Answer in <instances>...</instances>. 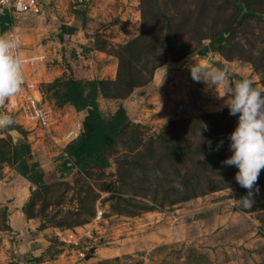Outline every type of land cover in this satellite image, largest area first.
<instances>
[{"label":"rangeland","instance_id":"rangeland-1","mask_svg":"<svg viewBox=\"0 0 264 264\" xmlns=\"http://www.w3.org/2000/svg\"><path fill=\"white\" fill-rule=\"evenodd\" d=\"M238 1L45 0L42 13L13 15L0 8V27L13 20L27 54H47L33 66L59 112L75 115L65 100L62 24L78 28L67 48H83L98 66L103 115L137 102L135 118L105 152L108 167L63 168L50 144L30 153V163L55 177L43 185L17 171L14 136L0 135V264H264V168L252 208L242 207L248 190L235 179L238 168L221 163L232 155L238 114L188 67L194 53L229 66L232 80L249 76L264 87V0H243L257 13L241 19ZM18 130L30 148L28 130ZM92 227L101 232L89 258L56 236Z\"/></svg>","mask_w":264,"mask_h":264},{"label":"clouds","instance_id":"clouds-1","mask_svg":"<svg viewBox=\"0 0 264 264\" xmlns=\"http://www.w3.org/2000/svg\"><path fill=\"white\" fill-rule=\"evenodd\" d=\"M21 43L19 36L0 34V105L20 93L25 84ZM188 60L192 79L203 81L206 90H212L222 99V107H227L230 115L238 114V124L229 134L232 155L221 163L238 168L235 179L248 190L238 199L239 204L252 208L254 195L260 191L257 180L264 168V87L249 76L232 80L229 66L217 67L206 60H197L194 53ZM14 123L11 115L0 113V129H7ZM223 142L216 145V150ZM208 145L211 148V140Z\"/></svg>","mask_w":264,"mask_h":264},{"label":"trees","instance_id":"trees-1","mask_svg":"<svg viewBox=\"0 0 264 264\" xmlns=\"http://www.w3.org/2000/svg\"><path fill=\"white\" fill-rule=\"evenodd\" d=\"M238 11L235 16L237 19L245 15L256 14L254 10L246 9L244 1H238ZM80 13V11H76ZM236 21H229L219 37L232 32L236 28ZM7 27L5 30H7ZM78 28L70 24H62L59 27L58 38L65 46L63 50V61L68 69L67 82L65 89L66 103L73 105L75 109L83 114V133L81 138L72 142L68 149L71 155L76 154L79 158L77 165L94 162L103 167L110 166L111 162L106 158L105 152L118 138L124 128L135 118L137 112V102L126 99L122 102L116 112L106 117L103 115L99 96L101 94L100 80L97 75L98 66L91 55L79 48L77 45L69 46L67 43ZM4 31V30H3ZM70 44V42H69ZM242 79V77L238 78ZM20 129L15 124L5 129ZM88 136L85 137V133ZM84 138V142L82 139ZM31 151L29 145L21 142L15 145L14 158L18 164L17 171L27 180L35 185H43L49 181L52 175L43 169L37 168L36 163H30ZM74 160V159H73ZM69 167V161L63 163V168Z\"/></svg>","mask_w":264,"mask_h":264},{"label":"built area","instance_id":"built-area-1","mask_svg":"<svg viewBox=\"0 0 264 264\" xmlns=\"http://www.w3.org/2000/svg\"><path fill=\"white\" fill-rule=\"evenodd\" d=\"M44 0H0V8L9 14L42 13ZM9 36H19L22 43L20 52L24 59L25 84L22 91L0 105V113L11 115L15 120V125L28 130V142H30L31 153L35 150L45 148L50 144L57 150L58 155H62L65 161H72L70 151L66 147L81 137L84 129L81 114L73 109L75 115L70 110L65 109L59 112L55 105L49 103L42 88L43 80L40 78L35 62L44 60L46 53L39 55H29L26 53L25 45L19 27L14 23L5 31ZM71 108V107H70ZM70 123L67 127L66 124ZM17 129V128H14ZM9 133L5 129H0V135ZM104 214L103 209L97 210V219H101ZM99 227L84 228L81 231L73 229H56V236L64 245L76 248L81 256L89 251L93 246L91 243L95 233H100ZM81 244H84L81 246ZM81 246V248H79Z\"/></svg>","mask_w":264,"mask_h":264},{"label":"water","instance_id":"water-1","mask_svg":"<svg viewBox=\"0 0 264 264\" xmlns=\"http://www.w3.org/2000/svg\"><path fill=\"white\" fill-rule=\"evenodd\" d=\"M12 24H13V20H12L11 25H12ZM11 25H10V26H11ZM1 26H2V25H1ZM10 26H9V27H10ZM3 27H4V26H2L1 30H3ZM9 133H10L12 136H14L15 142H16L17 144H19V143L25 141V138L23 137V135L20 133V131H19L18 129H10V130H9ZM87 136H88V133L86 132V133H85V137H87ZM82 142H84V138L82 139ZM73 159H74V161H75L77 164L79 163V158L76 156V154H73ZM93 254H94V249L91 248V249L89 250L88 254H87V258H89L90 256H92Z\"/></svg>","mask_w":264,"mask_h":264},{"label":"bare ground","instance_id":"bare-ground-1","mask_svg":"<svg viewBox=\"0 0 264 264\" xmlns=\"http://www.w3.org/2000/svg\"><path fill=\"white\" fill-rule=\"evenodd\" d=\"M79 138H81V137H79ZM79 138H78V139H79ZM78 139H76V140H78ZM76 140H75V141H76ZM71 143H72V142H71ZM71 143H70V144H71ZM70 144H69V145H70ZM69 145H68V146H69ZM68 146L66 147V150H67V151H69ZM70 153H71V152H70ZM73 163H76V162L73 160V155H72V161L69 162V165H72ZM76 164H77V163H76Z\"/></svg>","mask_w":264,"mask_h":264},{"label":"crops","instance_id":"crops-1","mask_svg":"<svg viewBox=\"0 0 264 264\" xmlns=\"http://www.w3.org/2000/svg\"><path fill=\"white\" fill-rule=\"evenodd\" d=\"M44 2H45V0H44ZM43 4H44V3H43ZM5 29H6V28H4L3 30L5 31ZM0 30H1V27H0ZM3 30H2V32H4ZM69 106H70L72 109H75V107H74L73 105H69ZM81 115H83V114L81 113Z\"/></svg>","mask_w":264,"mask_h":264}]
</instances>
